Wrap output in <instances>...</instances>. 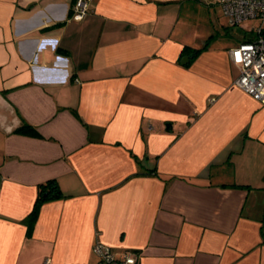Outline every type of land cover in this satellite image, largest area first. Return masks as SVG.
Segmentation results:
<instances>
[{"label": "crops", "instance_id": "crops-1", "mask_svg": "<svg viewBox=\"0 0 264 264\" xmlns=\"http://www.w3.org/2000/svg\"><path fill=\"white\" fill-rule=\"evenodd\" d=\"M74 4L0 0V264H264V105L230 57L252 33L196 0Z\"/></svg>", "mask_w": 264, "mask_h": 264}, {"label": "built area", "instance_id": "built-area-1", "mask_svg": "<svg viewBox=\"0 0 264 264\" xmlns=\"http://www.w3.org/2000/svg\"><path fill=\"white\" fill-rule=\"evenodd\" d=\"M216 5L228 20L229 26L241 27L244 22L257 21L249 30L254 36L230 51L232 62L239 68L236 85L264 105V0H196ZM91 0H75L71 21H82L89 12ZM100 264H137L136 258L125 255L118 258L109 248L96 246Z\"/></svg>", "mask_w": 264, "mask_h": 264}, {"label": "trees", "instance_id": "trees-1", "mask_svg": "<svg viewBox=\"0 0 264 264\" xmlns=\"http://www.w3.org/2000/svg\"><path fill=\"white\" fill-rule=\"evenodd\" d=\"M233 28L232 26H229ZM252 39H248L247 41H251ZM244 42V41H243ZM186 52H193L194 56H196L198 53H200L202 50H192L190 48L185 49ZM34 132V129H32L29 125H25L19 132ZM63 198V193L60 189V186L58 185L57 181L55 180H50L47 181L46 183L42 184L39 186V194H38V199L35 205V208L31 214V216L26 220L28 224V229L31 233L33 226L36 221V216L39 210V207L47 202L54 201V200H59Z\"/></svg>", "mask_w": 264, "mask_h": 264}, {"label": "rangeland", "instance_id": "rangeland-1", "mask_svg": "<svg viewBox=\"0 0 264 264\" xmlns=\"http://www.w3.org/2000/svg\"><path fill=\"white\" fill-rule=\"evenodd\" d=\"M197 2H199V1H197ZM200 3L202 4V7H203L204 9L208 10L206 3H204V2H200ZM217 13H218V15L220 16V19H218V20L222 21L224 24H228V20H226L224 17H223V19H222L221 14H220V10H219V9H218ZM203 17H204V15L201 14L200 19H201L202 21L205 19V18H203ZM216 18H218V17H217V14H216ZM198 21H199V20H198ZM199 22H200V21H199ZM256 25H257V21L244 22V23L241 25L242 28H245V29H246V30L243 32V34H244L245 32H248L249 30H251L253 27H256ZM237 30H238V28H235V30H234L233 33L231 34L233 40H236V38H237L236 35L238 36ZM243 34H242V35H243Z\"/></svg>", "mask_w": 264, "mask_h": 264}, {"label": "water", "instance_id": "water-1", "mask_svg": "<svg viewBox=\"0 0 264 264\" xmlns=\"http://www.w3.org/2000/svg\"><path fill=\"white\" fill-rule=\"evenodd\" d=\"M189 61H190V57H184L182 59V65H187Z\"/></svg>", "mask_w": 264, "mask_h": 264}]
</instances>
